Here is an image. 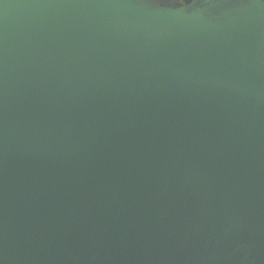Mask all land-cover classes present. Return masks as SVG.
<instances>
[{
  "label": "water",
  "instance_id": "water-1",
  "mask_svg": "<svg viewBox=\"0 0 264 264\" xmlns=\"http://www.w3.org/2000/svg\"><path fill=\"white\" fill-rule=\"evenodd\" d=\"M0 264H264V0H0Z\"/></svg>",
  "mask_w": 264,
  "mask_h": 264
}]
</instances>
